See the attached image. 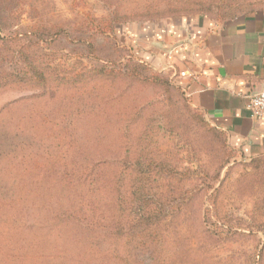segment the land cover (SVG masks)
Segmentation results:
<instances>
[{"label": "rangeland", "instance_id": "obj_1", "mask_svg": "<svg viewBox=\"0 0 264 264\" xmlns=\"http://www.w3.org/2000/svg\"><path fill=\"white\" fill-rule=\"evenodd\" d=\"M259 5L264 0H0V84L20 50L42 59L50 74L73 78L101 65L89 57L93 52L110 62H124L130 49L137 56L154 52L157 42L148 38L154 25L144 26L149 21L158 27L192 18L222 22L225 12ZM36 25H59L70 36L46 51L16 39ZM81 37L91 38L94 50L79 43ZM77 82L0 87V134L22 133L33 142L7 172L24 204L15 210L13 229L5 232L0 224V264H123L114 250L124 252L128 264L134 255L142 256V264H264V160L240 158L205 114L172 88L127 76L91 75ZM125 159L156 167L146 181L155 222L146 225L141 251L134 241L110 248L97 241L89 258L80 239L67 243L66 260H41L36 251L44 242L64 247L50 237V201L70 192L58 188L64 171L77 181L81 166L107 161L110 176ZM6 189L0 192H11Z\"/></svg>", "mask_w": 264, "mask_h": 264}, {"label": "trees", "instance_id": "obj_2", "mask_svg": "<svg viewBox=\"0 0 264 264\" xmlns=\"http://www.w3.org/2000/svg\"><path fill=\"white\" fill-rule=\"evenodd\" d=\"M13 0H2V4H12ZM262 6H255L245 12L235 13L233 15L225 12L222 14V22L226 23L237 18L247 16L254 13L256 10L263 8ZM222 8H219V12ZM156 22L149 21L146 25H154ZM77 31L78 28H73L72 31ZM83 29H80L82 31ZM70 31L62 26H33L24 33H18L16 39L27 38L31 43L35 41L37 47L44 51L49 50L57 42L67 39L70 36ZM85 38H79L78 42L88 46L89 49L94 50L93 43ZM75 42V41H74ZM93 54V55H92ZM89 55L95 62H101L100 66L88 69L82 74H78L73 78H66L50 74L49 65L38 58L35 60L26 51L20 50L18 57L14 58L16 61L15 68L11 73L6 75V80L1 82L0 87L11 83H28L40 87H46L51 80L53 83L64 84L68 80L75 82H83L90 79L91 75L109 76V77H124L127 76L132 80L145 81L149 84L161 86L164 88H172L176 90L182 98L188 103L192 104L191 98L186 92V88L177 80V76L173 72H161L155 69L150 63L144 61L140 56L130 49L129 56L121 61H104L94 56V52ZM48 67V68H46ZM77 82V83H79ZM196 108V107H195ZM198 111L202 112L199 108ZM203 113V112H202ZM204 114V113H203ZM215 128V127H214ZM220 132L228 145V139L225 132L215 128ZM32 140L29 135L19 134L15 132L0 134V190H7L8 193L0 192V212L2 218L0 224L4 227L5 232H9L15 225H11L15 221V210L24 204L22 202V195H20V188L17 180L7 175L8 169L13 172V165L24 149H29ZM228 147L235 152L229 145ZM236 153V152H235ZM250 160H264V154L253 157ZM14 161V162H13ZM12 167V168H10ZM156 169L151 162H141L138 160L136 166L130 163L129 159H125L113 175L109 176L110 168L109 162H99L95 165L81 166L78 172L77 181H72V175L68 171H64L61 181L59 182V190H68L71 192L61 193L57 201L55 198L50 201L53 209H51L50 237L53 238V243H60L64 241V247H49L46 241L43 244L42 252L36 251L40 254L41 260H59L64 261L65 247L67 243L78 244V242L85 239L88 245L89 258L94 257L97 241L100 243L111 244L121 243L124 241L126 245L128 242H136V250L141 251L144 245L143 239L147 237L146 225L148 222L154 223L152 209L155 204L153 202L152 187L147 175H151ZM70 171V169H69ZM107 172V174H106ZM66 177L67 180L62 178ZM11 179V184L7 182ZM14 179V180H13ZM70 180L68 184L66 182ZM81 190V191H80ZM15 191V192H14ZM128 194V196H127ZM51 198V199H52ZM155 198V197H154ZM99 199L102 205H99ZM76 203H78L76 205ZM100 212L98 215L97 213ZM6 215V218H3ZM20 215V213H19ZM132 219L129 218V216ZM149 230L150 228L147 227ZM78 230L84 231V234L78 236ZM75 235V236H73ZM49 239V236L47 235ZM105 252L106 261L111 257L110 249ZM113 256L121 261L123 264H128V260L124 258V252L121 254L118 250L112 252ZM108 257V258H107ZM141 255H134L131 264H142L138 259ZM89 263V262H87Z\"/></svg>", "mask_w": 264, "mask_h": 264}, {"label": "crops", "instance_id": "obj_3", "mask_svg": "<svg viewBox=\"0 0 264 264\" xmlns=\"http://www.w3.org/2000/svg\"><path fill=\"white\" fill-rule=\"evenodd\" d=\"M155 26L148 38L156 49L140 58L178 75L193 105L225 132L240 158L264 154V122L246 110L247 97L264 83V7L226 23L192 18Z\"/></svg>", "mask_w": 264, "mask_h": 264}, {"label": "built area", "instance_id": "obj_4", "mask_svg": "<svg viewBox=\"0 0 264 264\" xmlns=\"http://www.w3.org/2000/svg\"><path fill=\"white\" fill-rule=\"evenodd\" d=\"M171 51L172 49L169 52ZM173 75L177 76L178 78V75L174 73ZM180 76L185 77L187 76V74L182 73ZM247 100L248 101L246 105V110L248 111L250 117L254 120H259L264 122V83L258 91L249 95L247 97Z\"/></svg>", "mask_w": 264, "mask_h": 264}]
</instances>
